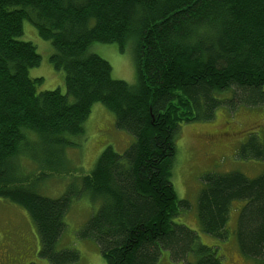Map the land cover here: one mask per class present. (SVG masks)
I'll list each match as a JSON object with an SVG mask.
<instances>
[{
  "label": "trees",
  "instance_id": "obj_1",
  "mask_svg": "<svg viewBox=\"0 0 264 264\" xmlns=\"http://www.w3.org/2000/svg\"><path fill=\"white\" fill-rule=\"evenodd\" d=\"M24 20L50 42L63 88L42 90V77L29 76L41 57L22 38ZM127 40L135 83L114 78L110 63L88 49L116 42L122 51ZM94 103L113 113L129 142L122 152L106 146L82 176L97 208L79 237L94 240L105 264H157L162 250L183 264H222L217 246L178 220L191 203L171 182L174 136L221 105H264V0H0V199L27 211L38 256L51 264L79 260L78 250L59 246L74 192L50 198L38 183L83 137ZM252 134L237 154L264 159V133ZM201 179L200 231L225 238L240 202L238 248L264 264V172L209 171Z\"/></svg>",
  "mask_w": 264,
  "mask_h": 264
},
{
  "label": "rangeland",
  "instance_id": "obj_2",
  "mask_svg": "<svg viewBox=\"0 0 264 264\" xmlns=\"http://www.w3.org/2000/svg\"><path fill=\"white\" fill-rule=\"evenodd\" d=\"M22 38L35 45L40 54V63L29 70L30 77H42V90L63 88L64 73L55 70L49 57L52 47L48 40L41 38L33 25L23 21ZM111 65L114 78L135 83L136 72L133 61V41L127 40L121 51L116 42L93 43L88 47ZM83 137H79L64 150L61 165L51 170L45 179L39 181V194L57 198L69 193L70 203L64 215L65 228L59 246L78 250L79 260L70 264H105L93 239H82L78 232L90 214L96 210L93 193L82 190V176L94 168L98 156L106 146L122 152L129 142V136L114 127V115L104 105L94 103L85 120ZM249 133L263 138L264 105L252 107L227 105L216 108L211 119L182 123L174 136L176 153L172 165L171 182L179 199L191 203L181 215L182 222L198 232L199 241L205 245H215L221 256L222 264H255L253 259L239 250L236 235V202L231 209L226 237L211 236L200 231L194 201L204 182L201 175L205 172H241L253 176L264 172V159L249 155L242 158L237 154L239 146L247 141ZM56 164V163H54ZM197 204V201H196ZM238 204V205H237ZM196 206V205H195ZM39 239L27 211L8 200L0 199V264H51L38 256ZM157 264H183L172 260L166 250L161 251Z\"/></svg>",
  "mask_w": 264,
  "mask_h": 264
}]
</instances>
